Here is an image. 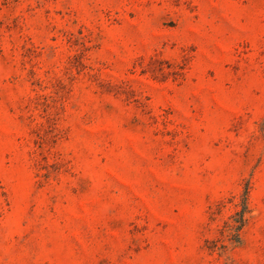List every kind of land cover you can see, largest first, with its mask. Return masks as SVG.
I'll return each mask as SVG.
<instances>
[{"label":"rangeland","instance_id":"obj_1","mask_svg":"<svg viewBox=\"0 0 264 264\" xmlns=\"http://www.w3.org/2000/svg\"><path fill=\"white\" fill-rule=\"evenodd\" d=\"M0 264H264V0H0Z\"/></svg>","mask_w":264,"mask_h":264},{"label":"trees","instance_id":"obj_2","mask_svg":"<svg viewBox=\"0 0 264 264\" xmlns=\"http://www.w3.org/2000/svg\"><path fill=\"white\" fill-rule=\"evenodd\" d=\"M246 209V204H244L243 209L237 214L238 218L234 220L235 225L232 226L233 229L239 230L244 225Z\"/></svg>","mask_w":264,"mask_h":264}]
</instances>
